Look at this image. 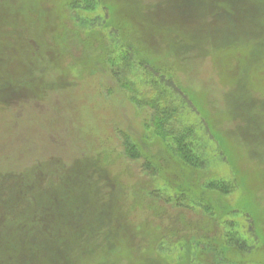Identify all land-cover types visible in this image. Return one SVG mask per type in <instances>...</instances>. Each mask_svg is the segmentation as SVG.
<instances>
[{"label":"rangeland","instance_id":"rangeland-1","mask_svg":"<svg viewBox=\"0 0 264 264\" xmlns=\"http://www.w3.org/2000/svg\"><path fill=\"white\" fill-rule=\"evenodd\" d=\"M129 50L186 93L208 166L156 136L142 68L114 78ZM0 264H264V0H0Z\"/></svg>","mask_w":264,"mask_h":264},{"label":"trees","instance_id":"trees-1","mask_svg":"<svg viewBox=\"0 0 264 264\" xmlns=\"http://www.w3.org/2000/svg\"><path fill=\"white\" fill-rule=\"evenodd\" d=\"M125 53L118 55L116 58L113 56L109 57L112 74L122 88L124 87L132 93L133 83L127 77L130 69L137 66L145 71L146 83L154 93L149 94L146 98H140L134 92L133 95L138 104L149 107L153 111L150 126H152L156 136L167 142L170 149L187 164L201 168L208 166V155L205 154L206 152L203 149L204 146L202 145L204 142L199 136L198 128L193 124H188L187 121H183L181 118V115L185 114L187 106L192 105V108L194 107L186 93L180 89L173 78L162 74L161 71L154 69L148 63L139 60L133 62L132 50H129V52L125 51ZM122 147L127 160L131 162L142 160L141 172L143 174L149 177L158 176L157 169L153 167L150 161L144 158L143 154L139 152L137 146L129 138L124 139ZM207 184L210 188L224 194H230L236 189L234 181H225L223 179L216 181L207 178ZM156 191L159 190L153 191L151 195L156 193V197L163 198L166 203L178 208H186L187 210L198 209L203 213L210 212V210L214 211L211 208V202L208 204V202L197 199L189 191L176 190L172 195L170 193H157ZM227 239L228 244L236 246L233 238L227 235Z\"/></svg>","mask_w":264,"mask_h":264}]
</instances>
